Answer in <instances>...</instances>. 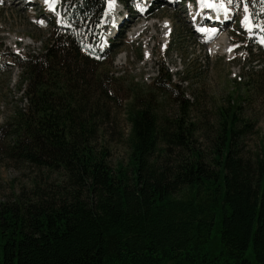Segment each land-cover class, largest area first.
I'll list each match as a JSON object with an SVG mask.
<instances>
[{"label":"trees","instance_id":"obj_1","mask_svg":"<svg viewBox=\"0 0 264 264\" xmlns=\"http://www.w3.org/2000/svg\"><path fill=\"white\" fill-rule=\"evenodd\" d=\"M105 4L86 0L96 27ZM45 52L18 60L28 106L0 129V151L60 180L0 204V264H264V147L241 150L238 103L220 109L204 150L189 99L161 70L128 109L129 161L112 168L91 141L89 90L109 97L105 76L87 79L91 60L72 36L54 34ZM166 92L175 118L154 108Z\"/></svg>","mask_w":264,"mask_h":264},{"label":"rangeland","instance_id":"obj_2","mask_svg":"<svg viewBox=\"0 0 264 264\" xmlns=\"http://www.w3.org/2000/svg\"><path fill=\"white\" fill-rule=\"evenodd\" d=\"M39 1L43 5L41 11L23 10L20 5H11L10 1L0 4V129L13 119L18 109L25 112L28 106L24 99L26 84L21 83L23 69L16 64V57L45 54L49 34L53 32V25L46 16L52 13V16L62 18L59 2L56 11H52L48 4L44 5L45 0H37L35 4ZM232 1L239 8H235L237 15L219 37H224V43L229 45L231 52L228 54L220 49L210 51L213 42L204 44L198 39L190 27L192 18L188 13L169 6L167 0H161L149 16L139 21L133 19L132 25L121 33L113 51L105 58L93 60L88 57L91 64L87 79L95 85L105 76L103 86L107 87L109 95L106 97L100 91L99 84L97 89L91 87L89 90V107L93 108L95 115L91 141L98 151L107 152L112 168L119 164L127 165L129 161L128 109L135 104V98L146 97L163 69L164 74L168 69L173 82L180 86L179 90L190 101L189 120L197 125L196 138L200 148L208 150L210 147L220 109L235 103L240 107L241 121L248 124L241 150L255 157L264 147V49L254 47L255 39H250L238 28L245 4L252 14L260 1ZM34 6L32 8L39 10ZM166 21L172 23L171 35L166 34L168 26L163 27ZM56 23L62 24L57 20ZM141 26L145 30L132 38L134 27ZM74 34L79 39L83 38L79 28ZM154 104L161 119L175 118L179 113V104L168 92L160 93ZM1 142L8 143L4 138ZM59 176L57 173L40 172L26 163L11 161L0 151V204L11 203L22 191L29 195L35 182L42 190L56 185Z\"/></svg>","mask_w":264,"mask_h":264},{"label":"bare ground","instance_id":"obj_3","mask_svg":"<svg viewBox=\"0 0 264 264\" xmlns=\"http://www.w3.org/2000/svg\"><path fill=\"white\" fill-rule=\"evenodd\" d=\"M18 2V0H14L13 3L16 4ZM114 8V7H112ZM111 8V9H112ZM229 15V11L227 12V10H225L224 13H221L218 18L220 19L219 22H224L228 17ZM166 22H169V23H166ZM164 24H163V27L165 28V26H168L165 28V31H166V34L168 35L170 32H171V27H172V23L171 21H166ZM152 25H153V22H152ZM246 28H248V25H246ZM168 28L170 29V31L168 30ZM114 29V28H113ZM145 30V27L144 26H141V27H138V28H135L132 32H131V37L134 38L136 36H139L141 34L142 31ZM215 41V42H214ZM210 42H213L211 44V47H210V51H214L216 52L217 50H222V52L224 54H228L231 52L230 48H229V45L225 44V38L222 37V38H218V39H214V40H211Z\"/></svg>","mask_w":264,"mask_h":264},{"label":"snow or ice","instance_id":"obj_4","mask_svg":"<svg viewBox=\"0 0 264 264\" xmlns=\"http://www.w3.org/2000/svg\"><path fill=\"white\" fill-rule=\"evenodd\" d=\"M201 7H207V8H211V9H216V8H225V5L223 3H215L214 0H199ZM229 2H231V0H229ZM45 3L48 4L49 8L52 11H55V4H56V0H45ZM114 0H109V7L112 8L114 7ZM137 7H139V5H137ZM244 10L247 13L248 11V7L247 4H245L244 6ZM40 23H43V21H40ZM245 24L249 25V27L251 26V20L250 17L245 16ZM199 31H208V29H198ZM211 31L215 32V29H212ZM262 43H264V40L261 41Z\"/></svg>","mask_w":264,"mask_h":264}]
</instances>
